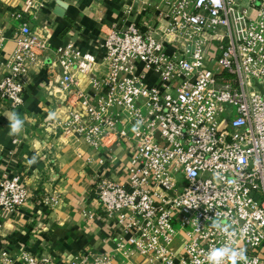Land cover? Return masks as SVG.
Returning <instances> with one entry per match:
<instances>
[{"label":"built area","instance_id":"obj_1","mask_svg":"<svg viewBox=\"0 0 264 264\" xmlns=\"http://www.w3.org/2000/svg\"><path fill=\"white\" fill-rule=\"evenodd\" d=\"M260 0H161L156 28L110 30L96 52L53 48L23 21L0 78V98L24 103L27 76L46 68L62 104L47 117L92 148L122 145L126 182L97 180L104 220L114 221V254L152 264H204L230 224L249 264H264V7ZM45 0H26L20 17ZM0 29V49L10 37ZM53 55L48 60V53ZM17 142V140H14ZM29 199L21 174L0 181V216ZM54 199L53 197L51 198ZM2 223L0 222V228ZM243 232V234H241ZM3 264H54L27 248ZM79 255L62 264H87Z\"/></svg>","mask_w":264,"mask_h":264},{"label":"crops","instance_id":"obj_2","mask_svg":"<svg viewBox=\"0 0 264 264\" xmlns=\"http://www.w3.org/2000/svg\"><path fill=\"white\" fill-rule=\"evenodd\" d=\"M45 1L43 8L17 17L26 0H0V29L10 36L27 21L38 36L48 37L53 48L71 41L82 51L96 52L110 30L122 31L130 24L156 28L159 24L156 6L161 0ZM259 4L264 7V0ZM15 48L10 36L0 49V78ZM52 55L50 51L46 59ZM48 82L46 68L30 72L20 110L0 98V181L6 175L21 174L29 192L20 212L0 216V254L20 263V251L27 248L49 254L54 264L79 255L88 256L87 264H91L94 255L114 254L115 248V222L102 217L97 180L106 175L126 182L123 168L127 159L122 145L94 149L81 138L51 126L47 117L60 108L63 96L55 89L51 92ZM13 114L25 120L17 136L9 135L8 117ZM112 264L152 263L136 255L128 260L115 257Z\"/></svg>","mask_w":264,"mask_h":264},{"label":"clouds","instance_id":"obj_3","mask_svg":"<svg viewBox=\"0 0 264 264\" xmlns=\"http://www.w3.org/2000/svg\"><path fill=\"white\" fill-rule=\"evenodd\" d=\"M203 3V0H200ZM213 6H220L221 0H211ZM10 122V136H17L23 131L25 120L18 114L8 117ZM35 159L28 161L34 163ZM213 227L226 237L225 242L219 247H211L206 255L204 264H249L246 250L235 246L237 233L230 224L223 220L214 219ZM243 234V232L241 233Z\"/></svg>","mask_w":264,"mask_h":264}]
</instances>
